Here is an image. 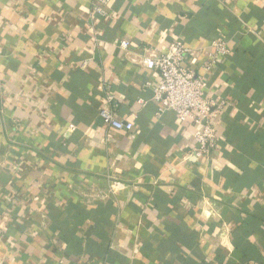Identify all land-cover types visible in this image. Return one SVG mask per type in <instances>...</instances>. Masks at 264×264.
Wrapping results in <instances>:
<instances>
[{
  "label": "crops",
  "instance_id": "obj_1",
  "mask_svg": "<svg viewBox=\"0 0 264 264\" xmlns=\"http://www.w3.org/2000/svg\"><path fill=\"white\" fill-rule=\"evenodd\" d=\"M92 1L0 0V264H264V0ZM217 39L206 162L140 61Z\"/></svg>",
  "mask_w": 264,
  "mask_h": 264
},
{
  "label": "built area",
  "instance_id": "obj_2",
  "mask_svg": "<svg viewBox=\"0 0 264 264\" xmlns=\"http://www.w3.org/2000/svg\"><path fill=\"white\" fill-rule=\"evenodd\" d=\"M111 0H93V18L107 19L110 13ZM112 45L122 52L129 50L130 40L119 38ZM205 55L202 63V73L194 67L200 56ZM230 54L226 41L217 39L202 50H193L181 41L171 43L165 54L146 52L140 64L149 70L157 71L160 75L158 85L153 89L152 100L157 105L156 118L162 119L172 112L181 123H191L195 127L194 142L196 149L194 157L198 161H210L212 152L216 148L218 139L215 120L225 109L222 99H211L207 75L214 72L219 61ZM113 100L108 97V102ZM141 104L145 101L141 100ZM99 117L106 129L129 132L133 130V123L120 119L110 108L99 111ZM75 130L74 126H70Z\"/></svg>",
  "mask_w": 264,
  "mask_h": 264
}]
</instances>
